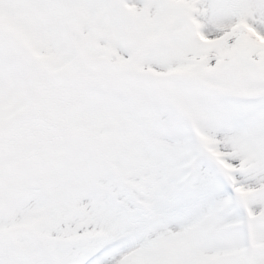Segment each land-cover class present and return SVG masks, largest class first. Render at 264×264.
<instances>
[{
    "label": "snow or ice",
    "instance_id": "1",
    "mask_svg": "<svg viewBox=\"0 0 264 264\" xmlns=\"http://www.w3.org/2000/svg\"><path fill=\"white\" fill-rule=\"evenodd\" d=\"M9 26L0 111L81 66L72 102L153 151L0 196V264H264V0H0Z\"/></svg>",
    "mask_w": 264,
    "mask_h": 264
},
{
    "label": "rangeland",
    "instance_id": "2",
    "mask_svg": "<svg viewBox=\"0 0 264 264\" xmlns=\"http://www.w3.org/2000/svg\"><path fill=\"white\" fill-rule=\"evenodd\" d=\"M7 38L0 45L30 47V42L14 26L7 29ZM55 65L53 58H45ZM52 80L50 92L37 106L38 116H32L13 125L0 139V196L11 195L30 175L59 174L69 189L77 182L90 178L94 167L119 162L129 166L143 160L153 151L150 144H125L130 133L110 117L99 115L83 103L72 102L70 93L79 85L81 66ZM23 76L22 66L17 69ZM24 89V95H31ZM29 106L11 104L5 115L0 111V132L15 115Z\"/></svg>",
    "mask_w": 264,
    "mask_h": 264
},
{
    "label": "bare ground",
    "instance_id": "3",
    "mask_svg": "<svg viewBox=\"0 0 264 264\" xmlns=\"http://www.w3.org/2000/svg\"><path fill=\"white\" fill-rule=\"evenodd\" d=\"M28 113H30V111H28V112L24 113V116L22 115V114H23V113H22V114H21V116H23L24 118H26V116H27V114H28ZM34 114H35V113L33 112V114H32V115H34ZM32 115H31V116H32Z\"/></svg>",
    "mask_w": 264,
    "mask_h": 264
}]
</instances>
